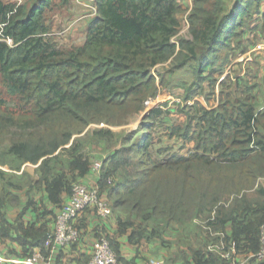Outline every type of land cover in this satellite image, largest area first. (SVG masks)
I'll return each mask as SVG.
<instances>
[{
	"label": "trees",
	"instance_id": "obj_1",
	"mask_svg": "<svg viewBox=\"0 0 264 264\" xmlns=\"http://www.w3.org/2000/svg\"><path fill=\"white\" fill-rule=\"evenodd\" d=\"M28 2L0 0V81L5 91L0 163L12 159L18 165L10 168L18 171L23 164L38 165L39 179L0 171V240L15 241L25 256L35 248L47 256L45 242L56 210L73 184L92 172L85 130L92 124L124 125L141 114L144 102L157 93L158 68L170 65L167 72L187 67L193 74L181 93L182 102L194 100L192 105L151 110L138 132L116 141L110 130L94 132L112 151L96 185L99 196L111 202L116 225L114 238H104L122 264L116 239L126 237L133 247L155 239L165 245L169 230L191 238L201 222L214 236L210 244L232 250L237 264H264L245 261L258 252L264 229V91L257 83L224 76L235 59L232 51L244 48L241 30L248 29L261 0H193L187 17L191 38L176 42L179 0H95L96 17L81 47L55 40L64 35H53L47 25L54 0ZM67 4L60 0L58 7ZM68 28L56 33L68 35ZM205 92L216 98L215 107L195 101L207 99ZM173 108L186 114L185 121L157 125V118ZM157 126L163 131L155 142ZM161 137L192 148L184 154L159 147ZM27 183L26 203L8 221L7 206L18 204L16 189ZM27 213L39 214L38 220L26 223ZM192 242L188 255L193 264H229L208 251V244L194 248Z\"/></svg>",
	"mask_w": 264,
	"mask_h": 264
},
{
	"label": "crops",
	"instance_id": "obj_2",
	"mask_svg": "<svg viewBox=\"0 0 264 264\" xmlns=\"http://www.w3.org/2000/svg\"><path fill=\"white\" fill-rule=\"evenodd\" d=\"M58 3V0H54ZM182 12L178 15L180 27H185L187 17L192 9L193 0H179ZM95 0H68V4L64 8L56 9L53 15L47 20V25L52 33L58 31L64 26H69L67 37H56L55 40L65 47H81L86 40L87 27L95 19ZM254 20L248 29L241 30L240 44L244 47L240 50H233L235 54V65L233 69L238 72L236 77L249 83H257L264 91V0H261L258 11L253 16ZM185 39H190L189 32H185ZM234 61V60H233ZM232 64V63H231ZM240 69V70H238ZM239 71L241 72L239 74ZM226 73V71H225ZM38 165L23 164L20 170L12 169L7 165H0V171L5 175H16L15 178L21 179L22 176L28 175L36 182L39 179L37 173ZM99 173H90L78 182L85 184L88 188H96ZM28 183L24 185L22 191H18V204L7 206L5 211L8 221L13 222L18 211L25 205V190ZM2 189V181L0 179V191ZM9 192L15 193L14 189ZM35 197L39 193H36ZM44 196V194H43ZM45 198V197H44ZM68 197H63V202ZM45 201V199H44ZM46 202V201H45ZM63 203V204H64ZM46 204H48L46 202ZM51 208V206H50ZM3 212V211H2ZM58 212V210H56ZM1 215V210H0ZM39 214L27 213L25 222H36ZM112 220V221H111ZM102 223L93 209L86 210L77 220L76 225L80 228L81 238L77 243L63 249L59 255H54V264H86L91 255L94 243L104 236L114 238L115 223L113 219ZM54 230V222L51 223V231ZM187 235L180 237H172L165 235L163 238L167 241L165 245L157 239L144 243L139 247H133L127 243L126 237L116 239L119 243V257L122 264H193L191 256L188 255L190 246V238ZM176 238L175 241H170ZM193 247L196 248L194 242ZM0 254L5 260V264H29V258L34 254H42L38 248H35L31 255L25 256L21 247L13 240H0ZM238 261L243 260L241 255L237 257ZM33 264H42L41 260H37Z\"/></svg>",
	"mask_w": 264,
	"mask_h": 264
},
{
	"label": "built area",
	"instance_id": "obj_3",
	"mask_svg": "<svg viewBox=\"0 0 264 264\" xmlns=\"http://www.w3.org/2000/svg\"><path fill=\"white\" fill-rule=\"evenodd\" d=\"M69 30L66 29L65 32ZM188 31V23L186 21L184 30L180 29L177 36L173 39L174 42L178 38L182 37L185 32ZM59 35H65L59 33ZM8 44H11V40H7ZM161 93L165 91H158L154 97L148 98L144 102V110L149 111L151 109H167L173 102L178 104L192 105L194 100L183 103L181 99L165 97ZM165 97V98H164ZM167 100H170L167 102ZM167 104V107L164 105ZM101 164L93 165L91 171L98 172ZM93 209L102 221H106L112 217V208L109 200L99 196L97 188H88L85 184L76 182L73 184L72 192L67 201L62 204L58 210L54 220V230L51 237L45 242V247L48 250L47 256L43 254H34L29 258V264L35 263L37 260H41L42 264H54L53 257L56 253L64 248H67L71 244L78 242L79 231L74 227V222L84 213L86 210ZM207 250L210 252H217L229 264H237L233 259L234 252L226 250L223 244H209ZM254 259L257 262L264 261V229L261 231L260 247L257 253L246 257L245 261ZM0 264H5V260L0 254ZM86 264H120L118 257L111 248L109 241L106 238L98 239L92 248L91 255Z\"/></svg>",
	"mask_w": 264,
	"mask_h": 264
},
{
	"label": "rangeland",
	"instance_id": "obj_4",
	"mask_svg": "<svg viewBox=\"0 0 264 264\" xmlns=\"http://www.w3.org/2000/svg\"><path fill=\"white\" fill-rule=\"evenodd\" d=\"M5 1H9V2H14L16 4H25L27 3L28 5H30V2H28V0H5ZM60 0H58L59 3ZM58 3H54L52 9L49 11L48 15H47V20L50 19V17L53 15V13L55 12V10L59 9L58 7ZM182 24H181V29H182ZM61 29V28H60ZM184 30V28H183ZM68 35H64V36H56V37H67ZM54 37V38H56ZM57 39V38H56ZM58 43V42H57ZM59 44V43H58ZM60 45V44H59ZM62 46V45H61ZM232 63V64H231ZM227 67H226V73L224 74V76L226 74H230V78H234L236 77V75L238 74V72H236L233 69V65H235V59L234 61H232ZM170 65H165L162 67L158 68V73L161 74L162 76L158 77L159 83H158V87H157V92L158 91H165V93H161L162 95H164L166 98L170 97L173 99L179 98L182 101L181 98V93L183 87L182 84L187 83L188 81H191L193 79V74L189 71V69L186 67L182 70L179 71H174V72H167V70H169ZM240 70V69H238ZM157 73V74H158ZM241 72L239 71V74ZM223 78H221L222 80ZM168 87V88H164ZM180 86V87H179ZM209 92H205V95L207 97V99L202 98V97H197L195 99V101H198V103L209 109V108H213L216 106V98L213 96H208ZM5 96V91L4 88L1 84L0 81V100H4ZM164 97V98H165ZM170 100H167V102H169ZM178 103L173 102L169 107L171 106H177ZM165 106V105H164ZM168 107V108H169ZM173 112H168L166 114H163L162 116L157 118V125H160L161 123H164L167 126H171V125H176V124H180L183 123L186 119V114L182 113L181 111L177 110V108H173ZM163 110H166L165 108ZM170 110H172V108H170ZM145 114H139L136 115L132 118H130V120L124 124V125H120V126H107L105 124H92L90 125L84 132V135L86 136L85 138H88L87 140H84L85 143V150H86V154L88 156V158L90 159L92 166L96 165V164H101L104 162V160L108 157V155H110V153L112 152L111 150H107V143L99 140L97 137L94 135L95 131H99V130H110L112 133L115 134V138L114 141L119 139V136L122 134H126V133H130V132H138L141 128L142 125H144V116ZM149 122H152V120H148ZM147 123V120H146ZM143 127V126H142ZM162 129H160L158 126L157 128L154 129V132H156V134H154L153 138L155 139V142H158L157 137L156 136H162ZM161 144H159V147H163V148H169L171 151H175V152H181L186 154L192 147L191 146H184L183 148L182 143L177 140H168L167 137H161ZM120 142L117 143V147L119 146ZM2 161V160H1ZM3 162H6L5 164L0 163V165H7L8 167H16L18 164L14 161H12V159H4ZM22 166V165H21ZM20 166V167H21ZM91 166V168H92ZM101 169V167H100ZM100 171V170H99ZM92 171L91 173H99ZM24 188V186L20 189H16L18 191H22ZM110 202V201H109ZM111 203V202H110ZM197 225H201L199 227V229H195L194 230V236H192L190 239L194 240V244L197 248L201 247V246H206L207 244L209 245L211 242H214L215 240H213L214 236L209 235L208 234V229L205 228L204 224L201 222H197ZM167 233H169V235H172V237H175L177 235V233H174L173 231H168L164 234L167 235ZM176 238H172L170 241H175Z\"/></svg>",
	"mask_w": 264,
	"mask_h": 264
},
{
	"label": "clouds",
	"instance_id": "obj_5",
	"mask_svg": "<svg viewBox=\"0 0 264 264\" xmlns=\"http://www.w3.org/2000/svg\"><path fill=\"white\" fill-rule=\"evenodd\" d=\"M95 12H96V9H95ZM180 29H181V27H180ZM179 29V30H180ZM183 29V28H182ZM188 32H189V25H188ZM60 33V32H59ZM59 33H53V35H56V34H58L59 35ZM180 38H184V35L182 36V37H180ZM155 75V74H154ZM155 77L157 78V76L155 75ZM223 78V77H222ZM158 79V78H157ZM159 83V82H158ZM158 83H157V87H158ZM151 110H154V109H151ZM151 110H149V111H145V110H143V112L141 113V114H148ZM111 204V203H110Z\"/></svg>",
	"mask_w": 264,
	"mask_h": 264
}]
</instances>
